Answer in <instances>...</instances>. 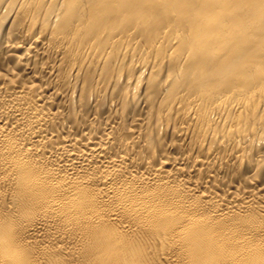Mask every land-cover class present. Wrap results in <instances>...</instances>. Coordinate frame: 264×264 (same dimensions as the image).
<instances>
[{"label":"bare ground","instance_id":"1","mask_svg":"<svg viewBox=\"0 0 264 264\" xmlns=\"http://www.w3.org/2000/svg\"><path fill=\"white\" fill-rule=\"evenodd\" d=\"M0 264H264V0H0Z\"/></svg>","mask_w":264,"mask_h":264}]
</instances>
